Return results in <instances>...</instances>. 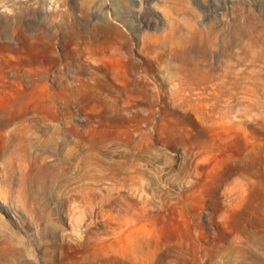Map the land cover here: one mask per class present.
<instances>
[{"label":"rangeland","instance_id":"rangeland-1","mask_svg":"<svg viewBox=\"0 0 264 264\" xmlns=\"http://www.w3.org/2000/svg\"><path fill=\"white\" fill-rule=\"evenodd\" d=\"M0 264H264V0H0Z\"/></svg>","mask_w":264,"mask_h":264}]
</instances>
